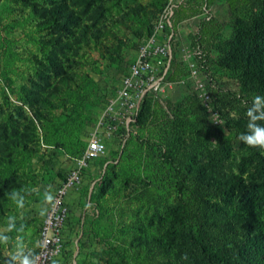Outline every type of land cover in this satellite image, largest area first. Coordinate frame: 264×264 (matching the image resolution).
I'll use <instances>...</instances> for the list:
<instances>
[{
  "label": "rangeland",
  "instance_id": "rangeland-1",
  "mask_svg": "<svg viewBox=\"0 0 264 264\" xmlns=\"http://www.w3.org/2000/svg\"><path fill=\"white\" fill-rule=\"evenodd\" d=\"M234 1L174 0L182 20L175 25L178 47L172 51L181 71L178 80L188 75L192 62V95L195 78L214 97L219 91L230 95L217 105L220 131L181 102L191 94L186 84L168 89L162 103L147 100L136 133L121 150L112 140L69 193L67 264H206L195 247L177 249L171 234L179 212L176 177L161 168L178 156L212 180L251 183L247 204L240 202L235 185L209 202L246 217L251 234L257 235L248 247L208 248L220 256L238 254L245 264H264V182L257 180V155L225 127L246 128V108L232 103L242 93L244 78L256 75L264 84V25L258 20L257 31H251L242 17L232 22ZM162 2L0 0V237H8L0 242V263L9 259L18 240L25 254H35L44 192L51 193L82 154L93 115L126 70ZM207 16L226 25L213 47L202 50L193 37ZM253 65L256 70L250 69ZM78 114L86 125L68 140L64 136L73 133L65 126ZM64 145H72L71 151ZM146 185L160 187L159 207L146 202ZM14 190L25 197L23 210L9 199ZM8 225H13L11 232Z\"/></svg>",
  "mask_w": 264,
  "mask_h": 264
},
{
  "label": "built area",
  "instance_id": "built-area-1",
  "mask_svg": "<svg viewBox=\"0 0 264 264\" xmlns=\"http://www.w3.org/2000/svg\"><path fill=\"white\" fill-rule=\"evenodd\" d=\"M177 9L178 3L166 0L154 16L149 31L137 41L126 70L120 72L118 82L105 96L102 108L93 115V128L82 154L74 159V166L65 176L57 179L51 192L53 200L47 204L38 230L34 254L37 264H52L53 261L67 264L64 260V243L67 224L71 220L69 193L80 184L82 170H86L92 160L105 155L112 140L117 142V149L121 150L130 136L136 133L139 113L145 100L162 103L167 90L176 84H186L192 94V77L195 73L192 71V62L185 78L176 81L167 79L174 60L172 51L178 47L174 26ZM193 92L205 110L208 124L214 128L221 126L223 120L211 91L195 78Z\"/></svg>",
  "mask_w": 264,
  "mask_h": 264
},
{
  "label": "trees",
  "instance_id": "trees-1",
  "mask_svg": "<svg viewBox=\"0 0 264 264\" xmlns=\"http://www.w3.org/2000/svg\"><path fill=\"white\" fill-rule=\"evenodd\" d=\"M165 2L166 0H163L160 9ZM231 6L230 18L232 22L242 17L248 29L251 31H257L256 25L258 20L264 25V0H235L234 4H231ZM179 20V18L175 19L174 17V26ZM225 25V22L219 21L214 16L201 18L198 30L193 37L194 45L202 50L205 49V47H213L212 41L216 39V35ZM150 26L151 22L145 27L143 34L149 31ZM4 55L6 56L7 53L4 52ZM178 65L179 64L173 60L172 71L167 77L169 81L178 80L181 73ZM254 67L253 65L250 69L256 70L257 67ZM244 79L246 80L243 82L244 88H242V93L234 97L232 103L239 104L246 108L247 105H251V100L254 95L264 96V84L256 75L246 76ZM228 96L230 95L219 91L215 97L216 106L218 103H223L227 100ZM147 100H145L142 105L138 122L143 106ZM244 101L247 102V105L243 103ZM181 102H184L190 107L192 115H194L195 118L202 116L203 120L207 121L205 110L195 95L190 94L185 96ZM69 121L70 122L65 127L70 133H73V136L70 134L64 137L68 138V140H72L73 137H78L79 131L85 127L87 120L84 122V118L78 114L77 116L69 117ZM88 122H90V120ZM259 123L264 124V121ZM225 127L232 136L236 138H238L240 133L246 131L245 127H241L237 123L227 124ZM219 128L220 127L216 129L218 130ZM218 134L221 135L222 133L218 132ZM54 145L59 146L60 144L55 142ZM64 146L67 148L66 150L68 152L71 151L68 147H72V145ZM75 147L77 146L75 145ZM248 149L253 154L257 155V180L264 182V157L260 154L264 152V150L250 147H248ZM210 152L213 154V151ZM161 169L165 172H172L176 177L174 187L177 194L174 200L179 208V212L177 220L173 223L171 234L174 237L177 249L195 247L206 264H245L238 254L233 253V255L231 254L229 256H220L210 251L208 247L220 249L231 248L232 250H234V247L237 245L248 247L252 238L257 235L256 232L251 234L248 225L249 221L240 213H235L234 210L230 209L217 210L214 207L213 209L209 202V198L218 197L220 194L226 193L227 188L228 191H232L235 185L240 202L243 205L244 203L247 204L251 183L249 185L237 184L234 179H228L224 182L212 180L203 174L204 172L200 167L192 166V169H190L181 156H178L176 161L171 162L168 167ZM159 189V186L146 185L142 190L146 202L156 208L159 207L161 203L159 200Z\"/></svg>",
  "mask_w": 264,
  "mask_h": 264
},
{
  "label": "clouds",
  "instance_id": "clouds-1",
  "mask_svg": "<svg viewBox=\"0 0 264 264\" xmlns=\"http://www.w3.org/2000/svg\"><path fill=\"white\" fill-rule=\"evenodd\" d=\"M247 105V102H243ZM264 96L254 95L251 100V105L246 106L245 116L247 117L246 131L238 135V140L250 148H259L264 150V124L259 122L264 121ZM9 199L14 201L16 207L20 210L25 208V197L20 195L19 190H14L9 193ZM53 200V196L49 191H45L43 194V204H50ZM42 206L39 209V214L44 216L47 209ZM13 225H8V231L11 232ZM8 237H0V242L7 243ZM25 244L22 241L16 242L15 251L9 254V259L5 261V264H11L12 261L17 264H37V257L28 251L24 252ZM52 264H56L55 261Z\"/></svg>",
  "mask_w": 264,
  "mask_h": 264
},
{
  "label": "crops",
  "instance_id": "crops-1",
  "mask_svg": "<svg viewBox=\"0 0 264 264\" xmlns=\"http://www.w3.org/2000/svg\"><path fill=\"white\" fill-rule=\"evenodd\" d=\"M176 18H177V16H176V14H175V19H176ZM181 21H182V20H179V21H177V23H179V22H181ZM177 23H176V24H177Z\"/></svg>",
  "mask_w": 264,
  "mask_h": 264
}]
</instances>
